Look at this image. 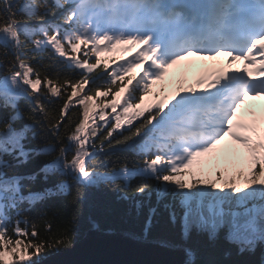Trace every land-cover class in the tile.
<instances>
[{
  "label": "snow or ice",
  "instance_id": "6c2138e0",
  "mask_svg": "<svg viewBox=\"0 0 264 264\" xmlns=\"http://www.w3.org/2000/svg\"><path fill=\"white\" fill-rule=\"evenodd\" d=\"M133 49L114 66L101 56ZM191 58L215 63L164 95L170 70L193 69ZM0 70V264L71 245L68 234L39 239L38 202L78 204L112 184L126 200L129 189L157 205L171 197L162 206L175 222L178 205L185 238L224 229L241 254L264 244V107L245 108L264 100V0H0ZM129 141L132 156L101 171L97 154ZM37 177L59 179L33 192Z\"/></svg>",
  "mask_w": 264,
  "mask_h": 264
},
{
  "label": "trees",
  "instance_id": "16d2710c",
  "mask_svg": "<svg viewBox=\"0 0 264 264\" xmlns=\"http://www.w3.org/2000/svg\"><path fill=\"white\" fill-rule=\"evenodd\" d=\"M49 58L50 52L44 57V63H48ZM2 75L3 71L0 70V76ZM21 104L23 105V101ZM54 107L58 109L59 105ZM3 115L5 114L0 113V117ZM133 148L134 145L129 141L126 144L106 148L105 153H98L97 159L101 162V171H106L122 162L123 157H131ZM44 162L46 158H38L36 163L26 166L23 171L31 174ZM58 179L59 177H50L45 182L37 177L31 190L42 192L45 188L53 187ZM73 188H75V183H73ZM121 188L122 185L112 184L85 189L84 197L78 204H72L70 196H55L38 202L29 215L39 232V239L52 242L68 234L71 236L72 245L80 241L89 230L90 223H94L101 232H125L140 239L161 241L172 247L191 249L194 253L195 264H260L264 261V244H258L253 252L241 254L235 245L228 243L225 239L226 230L224 229L220 231L215 241H210L206 233L194 227L185 238L182 213L178 205L175 209V222L170 218L169 211L162 206L171 197L166 198L161 205H157L154 192L149 199L146 195L139 196L129 189L127 194L130 199L126 200L122 198L124 193ZM137 200L141 202L139 209L135 206ZM23 207L27 208L28 205L25 204ZM153 207L156 208V213L152 215L151 227L145 234L144 229L150 215L149 210ZM47 225H51V228H47ZM64 248L66 247L57 246L51 250L45 248L40 258H33L34 262L41 261Z\"/></svg>",
  "mask_w": 264,
  "mask_h": 264
},
{
  "label": "water",
  "instance_id": "95a60500",
  "mask_svg": "<svg viewBox=\"0 0 264 264\" xmlns=\"http://www.w3.org/2000/svg\"><path fill=\"white\" fill-rule=\"evenodd\" d=\"M184 249L125 232H101L90 223L80 241L34 264H185Z\"/></svg>",
  "mask_w": 264,
  "mask_h": 264
},
{
  "label": "rangeland",
  "instance_id": "374dc122",
  "mask_svg": "<svg viewBox=\"0 0 264 264\" xmlns=\"http://www.w3.org/2000/svg\"><path fill=\"white\" fill-rule=\"evenodd\" d=\"M201 63V62H200ZM175 71L177 72V74H180L178 71H177V69H175ZM181 75V74H180Z\"/></svg>",
  "mask_w": 264,
  "mask_h": 264
},
{
  "label": "bare ground",
  "instance_id": "6f19581e",
  "mask_svg": "<svg viewBox=\"0 0 264 264\" xmlns=\"http://www.w3.org/2000/svg\"><path fill=\"white\" fill-rule=\"evenodd\" d=\"M264 262V261H263Z\"/></svg>",
  "mask_w": 264,
  "mask_h": 264
}]
</instances>
